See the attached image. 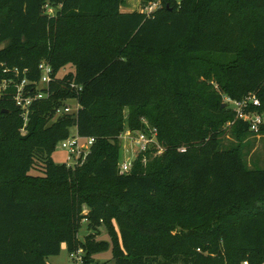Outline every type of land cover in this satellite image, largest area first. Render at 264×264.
Masks as SVG:
<instances>
[{
	"label": "trees",
	"instance_id": "obj_1",
	"mask_svg": "<svg viewBox=\"0 0 264 264\" xmlns=\"http://www.w3.org/2000/svg\"><path fill=\"white\" fill-rule=\"evenodd\" d=\"M159 1L147 15L121 11L125 0H0V264H50L62 243L83 248L84 264L109 247L113 264H264V169L244 159L248 124L221 106L252 92L264 112V0ZM42 61L48 96L32 102L22 134L2 81L25 70L34 89ZM69 98L77 114L53 120ZM71 126L94 141L82 163H55ZM126 127L155 128L164 150L120 174ZM82 219L110 241L79 239Z\"/></svg>",
	"mask_w": 264,
	"mask_h": 264
},
{
	"label": "built area",
	"instance_id": "obj_2",
	"mask_svg": "<svg viewBox=\"0 0 264 264\" xmlns=\"http://www.w3.org/2000/svg\"><path fill=\"white\" fill-rule=\"evenodd\" d=\"M160 5V1H153L142 8V11L147 15H150L155 11ZM40 76L37 81V85L33 88L26 89L27 80L24 76L25 70L23 71L20 81L13 82V80L2 81L1 91L9 84H13L15 89L13 98L15 104L20 108L22 118L24 120L23 127L20 129L21 133H25V126L28 119V113L30 110V105L33 101L43 99L48 96V85L51 80V66L45 61H42L38 65ZM64 72L67 70L65 68L61 69ZM60 70V71H61ZM15 76H18L20 72L14 68L13 70ZM59 75V73H58ZM70 89L76 93H80L83 87L80 84L72 81L69 84ZM45 88V91L42 90ZM75 106H70L69 104L62 103L56 108L53 120H55L59 115L62 114H77L79 104L76 99ZM223 102L227 104L230 110L233 111L235 119H240L248 124V129L255 135H259L260 127L264 124V112H259L253 107L260 106V100L256 94L250 92L243 96L241 99H233L228 96L223 97ZM229 122L227 125H230ZM145 123V122H144ZM146 124V123H145ZM148 127V126H147ZM121 142V157L117 163L118 172L120 174L127 173L132 168L133 162L138 154L145 152L148 149L155 148L157 154L162 152L164 148L159 144L157 140V132L155 128H148L145 131L131 130L130 128H125L118 136ZM94 141L93 137H83L77 132L74 136H68L67 138L60 141L62 147L68 150V157L65 162L67 165H76L82 163L87 155L89 146ZM85 147V148H84ZM178 151H184V147H179ZM72 159V161H70ZM70 258L76 261L78 264H84V252L81 248L70 252ZM243 264H247L246 261Z\"/></svg>",
	"mask_w": 264,
	"mask_h": 264
},
{
	"label": "rangeland",
	"instance_id": "obj_3",
	"mask_svg": "<svg viewBox=\"0 0 264 264\" xmlns=\"http://www.w3.org/2000/svg\"><path fill=\"white\" fill-rule=\"evenodd\" d=\"M121 11H132V10H141V4L139 0H125V2L120 7ZM55 10L53 6H47V12L52 13ZM68 69V67H65ZM64 70L59 71V75H62ZM64 103L69 104L70 106H75L76 101L72 98L66 99ZM127 110V109H125ZM226 134L221 138L222 145L227 147L235 144V139L229 134L230 126H226ZM76 126H71L69 129V135L74 136L76 134ZM242 152L244 159L248 166L254 169H264V134L253 135L246 134L243 141ZM69 153L68 150L62 147L61 143L58 142L52 153V159L55 163H65ZM72 161V159L70 160ZM42 172V164L37 162L35 163L34 168L30 171L32 174H40ZM87 212V210H85ZM87 220H81V227L77 233V237L81 240H84L85 236L89 233L92 235L94 240L100 241H110L107 229L105 226L101 225L97 229H88ZM83 250V248H81ZM84 252V250H83ZM70 252L66 248V244L62 243L59 254L50 255L46 258V261L50 264H78L76 261L70 258ZM93 258L99 264H113L112 262V251L109 247L108 249L96 253L93 255ZM160 264H185L183 261H178L175 263H166L161 260Z\"/></svg>",
	"mask_w": 264,
	"mask_h": 264
},
{
	"label": "water",
	"instance_id": "obj_4",
	"mask_svg": "<svg viewBox=\"0 0 264 264\" xmlns=\"http://www.w3.org/2000/svg\"><path fill=\"white\" fill-rule=\"evenodd\" d=\"M221 106H222V107H225V106H227V104H226L225 102H222ZM84 148H85V147H84Z\"/></svg>",
	"mask_w": 264,
	"mask_h": 264
}]
</instances>
